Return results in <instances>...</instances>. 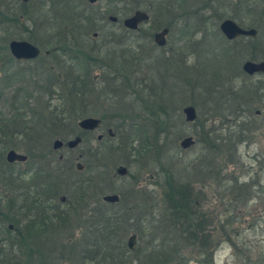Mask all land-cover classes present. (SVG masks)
<instances>
[{
  "label": "rangeland",
  "instance_id": "374dc122",
  "mask_svg": "<svg viewBox=\"0 0 264 264\" xmlns=\"http://www.w3.org/2000/svg\"><path fill=\"white\" fill-rule=\"evenodd\" d=\"M141 1L154 3L156 9L160 6L162 11L147 10L150 13V20L142 23L139 31L127 30L123 25V19L138 9L128 12L124 9V2L119 0H98L93 4L98 11L97 15L103 19L97 21L99 29L93 31L94 33L91 32L87 41L82 40L81 43H86V46L83 45L85 51H93L94 56L99 50L102 51L105 60L100 58L99 63L86 66L85 69L91 70V76L95 77L100 87L107 86L106 91L113 93L111 91L113 85L102 81L103 78L114 76L107 71L119 70L123 67L122 63H132L134 66L129 68L127 74L131 76L137 89L134 90L137 92L127 91L128 96L121 100L122 85H120L116 97L119 100L117 106L102 95L98 100H92L91 96L82 98L87 99L85 102L88 101V108L91 114L93 113L87 116L101 117L105 114L106 117L105 120L102 119V125L97 130L86 132L79 127V120L83 117L76 119L74 126L72 124L69 126L76 111H72V101L68 97L72 90L71 84H66L70 77L68 72L70 69H76L78 74V72L84 73L85 70L77 65L76 60H71L70 56L76 53L73 50L68 52L70 56L62 55L61 52L50 55L42 53L37 59L19 61L9 50L11 39L28 40L45 50L38 29L40 28L39 31L45 34L44 23L47 22L48 17L54 15L51 1L30 0L24 3L15 0L12 2L14 5H9L12 7L11 10L0 6V133L5 136L2 139L4 143L7 140L13 143L10 145L14 148L11 147L7 149L8 151L15 149L29 155L28 161L17 166L18 170L27 168L28 172L22 179L14 180L11 187H4L0 182V193L17 196L25 183H34L37 177H40L39 181H41L48 170L63 172V175L74 177L73 180L82 181L85 178H81L79 172L85 169L79 171L76 168L78 162L83 163L86 170L92 167L91 174H94L97 166L102 165L96 156L98 151L103 145L112 142L114 137L109 134L108 129L112 128L114 131V126L120 125V133L123 131L124 136H128L132 124L140 126L151 124L147 121L152 117V112L149 111L151 105L146 103L145 99L142 100V96L138 93L139 89L144 91V96L146 94L151 98L153 94H158L155 97L163 95L162 100L168 105L170 113L182 114L184 118L183 108L187 105L195 106L197 113L202 118H206L213 113L212 106L219 104L224 111L214 113L217 117L216 126L220 128L229 126L236 131L237 125H243L236 123V115L241 111L244 117L242 120L245 122L246 116H249L246 124L251 127V131L246 133L245 138L237 145V158L234 163H230L228 161L230 158L226 156L225 161L221 159L223 163L220 166L221 172L213 173L207 178L197 174L198 186H202L201 190L204 192L203 212H211L214 217L207 226L212 230L214 237V246L210 251L213 255H209L208 264H264V76L259 74L250 76L243 70L246 60L254 56L256 59H261L264 54L260 47V41L264 36V2L261 0ZM43 3L46 6H43ZM41 7L44 8L41 10ZM110 15L117 16L119 20L111 21ZM14 16L15 22L8 21ZM218 16L221 19L231 17L245 27L259 28L258 37H247L239 39L236 43H226L217 33ZM169 23L171 31L168 34V44L160 47L155 43L154 35ZM6 25L9 28L7 35L4 33ZM202 46L203 50L197 51ZM123 51L125 54L120 57V52L122 54ZM233 53H236L235 58L229 59L227 55ZM108 55H114L119 59L116 63H111ZM172 59L176 61L177 66L184 68L185 74L179 71L174 73V76L170 74L175 64L169 62L164 67V62ZM164 71L167 72L166 79L161 75ZM72 75L74 76V73ZM123 77L120 76V80ZM154 80L157 86H154ZM192 86H195L196 99L191 98ZM100 87L95 90V95L103 94L98 92ZM156 88L160 91L155 92ZM208 89L216 100L214 103L208 102L209 92L205 93ZM193 100L196 101L195 104L192 103ZM254 116L258 118L256 122ZM173 119L174 117L171 118ZM186 123L181 134L174 135L173 130L169 129V139L179 150V156L186 155V160H193L202 150V146L199 145L197 149L193 147L183 149L180 146V141L185 136L192 135L196 141L198 140V135L194 133V122ZM22 132L24 135L21 134ZM80 134L83 135L82 142L75 148L64 145L58 150L54 149L53 144L56 139L67 142ZM100 134L103 138L99 140ZM162 134L166 133L162 132ZM119 158L120 155L115 154L114 159H111L110 167L106 168L110 175L107 179H103L107 182L102 189L100 188V196L97 198L101 206L107 209H120V201L118 204L104 201V195H120L123 192L125 200L131 201L130 191L137 179L140 186H148L150 189L155 187L154 183L157 181L156 176L148 170L141 168L138 170L136 165L133 168L129 167ZM120 165L127 166L133 176L117 174ZM192 171L197 173L195 168ZM36 174L37 177L34 179ZM223 224L226 225L224 229ZM132 233L134 232L128 234L127 241ZM67 235L70 234H65ZM147 240L138 236L137 247ZM198 252L199 250L188 255V264H207L201 262L204 256ZM32 259L33 264L42 262L39 255H34ZM70 262L69 260V263L64 264H71Z\"/></svg>",
  "mask_w": 264,
  "mask_h": 264
},
{
  "label": "trees",
  "instance_id": "16d2710c",
  "mask_svg": "<svg viewBox=\"0 0 264 264\" xmlns=\"http://www.w3.org/2000/svg\"><path fill=\"white\" fill-rule=\"evenodd\" d=\"M50 1L54 15L48 17L44 27L42 26L45 34L38 29L43 48L51 54L61 52L65 56H70L68 52L73 50L76 54L70 56L71 60H76L77 65L83 69L99 63L100 58L105 60L102 51L99 50L94 56L93 51H85L86 43H81L82 40L87 41L91 32L99 29L97 21L103 19L97 15L95 6L88 0ZM119 1L124 2V9L128 12L143 8L151 12L162 11L160 6L156 9L154 3H143L141 0ZM12 2L15 0H1L0 6L11 10L9 5H14ZM42 5L46 6L44 3ZM42 8L44 7L41 10ZM15 18L14 16L13 22L16 21ZM169 26L170 23L167 27ZM201 50L203 46L197 51ZM124 54L125 51L122 54L120 52V57ZM114 55H108L111 63H116L119 59ZM169 62L176 65L170 70L172 76L177 71L185 74L184 68L177 66L174 59L164 62V67ZM122 66L119 70L107 71L114 76L102 80L113 85V93L106 91L107 86H99L89 68L78 74L76 69H70L66 84H71L72 90L68 97L72 101V111L75 110L76 113L73 118L69 117L72 119L69 126H74L79 117L93 115L88 108V101L85 102L87 99L82 98L91 96L92 100H98L106 96L117 106L119 100L116 97L120 85L121 100L128 96L127 91H135L136 85L127 74L134 65L122 63ZM166 73L161 72L165 79ZM120 76L124 77L120 80ZM155 80L154 86H157ZM98 87V92L103 94L95 95ZM192 87L191 98L196 99L195 86ZM154 91L160 89L156 88ZM138 93L143 101L145 99L151 105L149 111L152 112V117L147 120L151 124H132L128 136H124L123 131L120 133V125L114 126L116 131H113L115 135L112 142L103 145L96 155L103 169L102 165L97 166L94 174H91L92 167L87 170L85 168L79 172L80 177L85 178L82 181L73 180L74 177L63 175V172L48 170L41 181L37 174L33 176L34 179L37 177L34 183H25L17 196L0 193V264H33L34 255L41 256L40 264H64L69 263V260L71 264H188V255L198 250L204 256L201 262L209 263V255H213L210 251L214 246V237L207 226L214 217L211 212H203L204 192L201 190L202 186H198L197 174L207 178L213 173L221 172V159L225 161L226 156L230 158V163L236 161V147L245 138V134L251 131V127L246 124L249 116H246L245 122L241 111H238L236 123L243 125H237L235 131V128L229 126H216L217 117L214 113L224 111L219 104L212 106L213 113L208 117L202 118L199 114L193 123L194 133L198 135L197 144L193 148L197 149L201 145L202 150L193 160H186V155L179 156V150L172 144L168 132L172 129L174 135L181 134L187 124L183 115L170 113L168 105L162 100L164 96L160 93L161 96L157 97L155 96L158 94H153V98L146 94L144 96L141 89ZM205 93L208 94V102L216 101L209 89ZM197 98L199 100L198 93ZM192 103L195 104L196 101L193 100ZM101 117L106 119L105 114ZM257 119L254 116L255 122ZM162 132L166 134L163 135ZM21 134L24 135L23 132ZM3 137L5 136L0 133V182L4 187H11V183L17 181V172L6 170V152L14 146L10 145L13 143L8 142L9 140L6 141L7 144L4 143ZM115 154H119L120 161L124 160L129 167L136 165L138 170H148L156 176L157 181L154 183L155 187L150 189L148 186H140L137 179L130 191L131 201H126L121 192L120 209H107L101 206L97 198L100 196L99 190L107 182L104 180L110 175L106 168L110 167ZM193 168L196 169V174L192 173ZM128 175L133 176L131 171ZM11 224L13 229L10 228ZM225 226L222 225L223 229ZM131 232L148 240L136 250H130L127 236Z\"/></svg>",
  "mask_w": 264,
  "mask_h": 264
},
{
  "label": "water",
  "instance_id": "95a60500",
  "mask_svg": "<svg viewBox=\"0 0 264 264\" xmlns=\"http://www.w3.org/2000/svg\"><path fill=\"white\" fill-rule=\"evenodd\" d=\"M24 2H28L29 0H23ZM98 0H89L90 3L94 4ZM109 19L113 22H117L119 19L117 16L110 15ZM150 20V14L148 11L138 9L134 11V13L130 16H127L123 19V24L127 29L130 30H138L143 22H148ZM221 28L223 33L229 38L234 39L242 35H248L255 37L257 35V30L255 28H243L241 27L236 21L232 19H226L222 22ZM170 32L169 27H164L162 30L158 31L154 35L155 43L160 46L164 47L167 45L168 42V34ZM10 50L13 56L20 60H30L35 59L41 54V49L39 46L33 44L27 40H19L13 39L10 42ZM243 70L248 73L249 75H253L258 72H264V61H253L247 60L243 64ZM183 113L185 115V119L188 122H195L199 116L197 113V109L193 105H187L183 108ZM102 125V118L95 117V116H87L83 117L79 120V127L85 131H95ZM109 134L114 136V132L112 129H109ZM103 135H99L98 139H102ZM82 142L81 136H76L73 139L64 142L61 139H56L54 141L53 147L54 149L58 150L66 145L69 148H75ZM196 145V139L192 135H188L182 138L180 141V146L183 149H189ZM6 158L9 162H25L28 160L29 156L27 154L18 152L15 149H10L7 154ZM77 169L82 171L85 169V165L81 162L77 163ZM128 167L125 165H120L117 168V174L119 175H127L128 174ZM103 200L111 203H117L120 201V195L118 194H106L103 196ZM13 227V225H11ZM137 239L138 235L133 233L128 239V246L129 249L134 250L137 246Z\"/></svg>",
  "mask_w": 264,
  "mask_h": 264
},
{
  "label": "flooded vegetation",
  "instance_id": "af4514ba",
  "mask_svg": "<svg viewBox=\"0 0 264 264\" xmlns=\"http://www.w3.org/2000/svg\"><path fill=\"white\" fill-rule=\"evenodd\" d=\"M19 1H21V2H24L23 0H19ZM30 1V0H29ZM28 1V2H29ZM262 2H264V0H261ZM28 2H24V3H28ZM219 17V25H218V34L221 36V37H223L224 39H225V41H226V43H236V42H239V39H243V38H247V37H251V38H257L258 37V34H259V32H260V30H259V28H257V27H245V26H242L241 24H239L235 19H233V18H231V17H226V18H222L221 19V17L220 16H218ZM232 19V20H234V21H236L241 27H243V28H255L256 30H257V35L255 36V37H252V36H248V35H242V36H239V37H237V38H234V39H229L224 33H223V31H222V28H221V24H222V22L224 21V20H226V19ZM8 21H10V22H12L13 23V17L11 18V19H9ZM264 26V25H263ZM4 33H6V35L7 34H9V28H8V26L6 25L5 26V28H4ZM11 37V36H10ZM7 38V37H6ZM11 40H13V39H11ZM11 40L9 41V50H10V42H11ZM19 40H21V39H19ZM225 43V44H226ZM38 46V45H37ZM40 47V46H39ZM260 47L262 48V50H263V53H264V36L262 37V39H261V41H260ZM40 49H41V47H40ZM42 50V49H41ZM255 50H256V48H255ZM43 52H41V54L42 53H44V54H46V55H50L51 53L50 52H46V51H49V50H42ZM10 52H11V50H10ZM230 53V52H229ZM11 54H12V52H11ZM41 54L38 56V57H40L41 56ZM236 53H233L232 55L231 54H229V55H227V57L229 58V59H233V58H235L234 57V55H235ZM12 56H13V54H12ZM14 57V56H13ZM37 57V58H38ZM15 58V57H14ZM37 58H35V59H37ZM15 59H17V58H15ZM10 60H12V59H10ZM17 60H19V61H23V60H20V59H17ZM31 60H34V59H31ZM248 60H253V61H257V62H260V61H264V54H263V56H262V58L261 59H256V57L254 56V57H251V59H248ZM24 61H29V60H24ZM230 66V65H229ZM229 69H230V67H229ZM263 75L264 76V72H260V73H256L255 75ZM253 76V75H252ZM53 85H55V83H53ZM260 112L258 111V114H259ZM65 159V158H64ZM6 162H7V166H6V170H8L9 172H13V171H15V172H17V174H16V178L17 179H22V177H23V175H25V173H27L28 172V169L27 168H25V169H23V168H20L19 170L17 169V166H20L23 162H14V163H12V162H8L7 161V159H6ZM12 174V173H11ZM11 186H13V185H11ZM24 186V185H23ZM22 186V187H23ZM65 199H63V201H64ZM10 228L11 229H13L14 228V226L13 227H11V225H10Z\"/></svg>",
  "mask_w": 264,
  "mask_h": 264
}]
</instances>
